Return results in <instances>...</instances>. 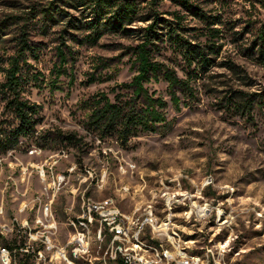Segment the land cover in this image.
Returning <instances> with one entry per match:
<instances>
[{
	"label": "rangeland",
	"instance_id": "obj_1",
	"mask_svg": "<svg viewBox=\"0 0 264 264\" xmlns=\"http://www.w3.org/2000/svg\"><path fill=\"white\" fill-rule=\"evenodd\" d=\"M51 1L0 0V21ZM193 1L207 15L219 16L220 22L207 26L169 0L159 10L180 12L189 28L221 31V54L208 74L213 78L198 82L195 101L182 98L188 106L181 105L179 111L168 107V130L137 135L124 146L115 136L100 139L85 127L91 111L84 103L99 93L113 101L112 88L131 81L136 70L130 47L138 43L136 36L105 35L94 46L69 41L73 60L68 59L58 74L56 48L62 25L45 35L39 26L29 28L38 58L27 57L28 70L39 73L42 80L26 86L23 95L40 107L42 122L33 137L0 154V264H4L3 248L9 252L10 264H123L121 258L131 256V262L134 256L140 258L133 256L135 245L151 252L143 258L155 262L157 256L160 264H167L166 251L177 250L202 258V264H264V66L245 51L264 30V0ZM144 26L137 23L132 28ZM17 35L15 26L1 35L4 67L16 54ZM155 60L186 77L184 65L169 50L160 49ZM228 60L237 66L236 72L223 65ZM3 79L0 73V83ZM146 87L169 101L166 83ZM230 91L261 97L250 115L241 117L222 108L221 99ZM3 105L0 101V121L13 122L10 114H3ZM67 137H74L78 145ZM30 166L35 168L23 172ZM36 167L44 170L45 177L39 179ZM62 174L65 183L54 187V177ZM168 197L179 203L167 206ZM90 201L118 206L121 213L139 221L151 219L154 213L158 218L154 239L160 243H150L146 224L139 243L130 238L115 243L122 253L110 259L111 242L108 245L102 236L97 239L98 221L86 229L80 226L84 204ZM47 221L55 225L52 232ZM167 232L172 240L162 235ZM78 233L84 239L86 258L72 256L69 237ZM49 237L53 251L43 243ZM60 248L63 254L56 253Z\"/></svg>",
	"mask_w": 264,
	"mask_h": 264
},
{
	"label": "trees",
	"instance_id": "obj_2",
	"mask_svg": "<svg viewBox=\"0 0 264 264\" xmlns=\"http://www.w3.org/2000/svg\"><path fill=\"white\" fill-rule=\"evenodd\" d=\"M163 1L52 0L45 6L31 7L22 15H10L0 21V38L9 26H15L18 31L16 54L10 58L7 67L0 65V73L4 76L0 83L3 114L8 113L13 119V122L0 121V154L14 150L21 139L33 137L37 132L36 127L42 122L40 107L23 95L26 86H37L42 80L39 73L28 70L26 62L29 56L33 60L38 58V50L29 39V28L37 26L45 35L62 25L56 48L60 65L58 74L62 73V65L68 59L73 60L74 52L67 45L69 41L94 46L105 35L136 36L138 43L130 47L135 75L130 82L112 88L111 92L115 93L113 101L107 94L99 93L84 103L85 108L91 111L85 127L100 139L115 136L123 146L137 135L168 130L171 127L166 117L168 107L179 111L181 105L188 106L182 98L195 101L198 82L213 78L208 74L221 54L222 46L218 40L222 35L221 31L210 27H187L184 23L186 17L180 12L159 10ZM169 1L207 26L220 22L219 16L207 15L193 0ZM137 23L145 26L133 29L132 26ZM162 48L179 58L184 65L185 78L178 77L173 67L155 60V55ZM245 51L248 57L264 66V30ZM254 54L256 57H253ZM223 65L232 72L237 70V66L229 60L224 61ZM152 82L167 84L168 102L149 92L146 86ZM227 93L221 99V104L225 106L222 108L241 117L250 115L257 98L261 97L240 91ZM71 144L78 145L76 140Z\"/></svg>",
	"mask_w": 264,
	"mask_h": 264
},
{
	"label": "built area",
	"instance_id": "obj_3",
	"mask_svg": "<svg viewBox=\"0 0 264 264\" xmlns=\"http://www.w3.org/2000/svg\"><path fill=\"white\" fill-rule=\"evenodd\" d=\"M26 168H33V166L23 168V172L25 171ZM36 170H38L39 179H41L40 167L39 168L36 167ZM62 177L64 178L65 174H62ZM175 203H179V202L172 201L171 207ZM89 213H90L89 221H91V223L93 220H102L101 235H102V239H108V245L110 244L111 241H114L115 239L123 238V226L115 225L116 216H124L125 218V215H122L118 212V206H117V213L102 214L101 211H99V205L89 204ZM44 217L48 218L51 221V216H46V214L44 213ZM50 221H47L49 224L46 225V227H50V232H52L53 230H55V225L54 223H51ZM157 221H158V218L154 213L151 216V219L147 221V232H149L148 238H150V243H160L159 238L154 239L155 223ZM40 224L44 225V222L42 221L40 222ZM162 235H168L170 240H172V233L170 234L169 232H167L166 234H162ZM142 236H147V234L142 235ZM69 240H70L71 246H74L73 256H80V257L86 258V254L84 253V250H83V241L81 239V234L78 233V237H69ZM43 243L45 244L46 250L53 251V243H52L51 237L44 238ZM119 249L121 248H118V252L114 254V257L119 258ZM1 253L4 254V259L8 261L5 248L1 249ZM56 253H63V249L62 248L57 249ZM144 254H151V252L142 250L141 247H139V245H135V254L133 255H141V259H142ZM37 255L41 257L44 256L42 253H37ZM167 257H169V264H173V258H180L181 260H185V261H196V259L191 258V257H183L181 254H179V250H177L175 253H167ZM121 259L123 261V264H139V262H131V256L126 257V258H121ZM68 261H69V258H68ZM156 264H160V263H157V257H156Z\"/></svg>",
	"mask_w": 264,
	"mask_h": 264
},
{
	"label": "bare ground",
	"instance_id": "obj_4",
	"mask_svg": "<svg viewBox=\"0 0 264 264\" xmlns=\"http://www.w3.org/2000/svg\"><path fill=\"white\" fill-rule=\"evenodd\" d=\"M41 177H45V172L44 170H41L40 172ZM65 183V177L63 178L62 175H56L53 179V186L60 188L63 184ZM171 197H168L166 200V205L169 206L168 204H171ZM185 200V199H183ZM106 203V201H105ZM108 203V201H107ZM89 204H93V205H99V211H101L102 214H113V213H117V209L115 208H110L108 207L106 204H100V203H92L87 202L86 204H84V208L82 211V216H81V221H80V226L83 228H87L88 225H91L93 223H91L90 220V213H89ZM109 204V203H108ZM116 207V206H115ZM48 209H45V213L47 214ZM118 212L122 215H125L123 213H121L119 210ZM146 213V212H145ZM203 213V212H202ZM151 214V212L149 211L148 215ZM149 217H144V219L142 221H139L138 218H134L133 216H129V215H125L124 216H116L115 217V225L117 226H123V238L120 239H115L114 241H111V245H110V259L115 260L116 257H114V254L118 252V248H121V245H117L115 246V243H121L126 241L128 238L132 239L134 242L139 243L138 241V237L140 232L143 230V227L147 224V221L149 220ZM98 221V228L96 231V235H97V239H101V229H102V220H97ZM95 222V221H94ZM96 223V222H95ZM95 225V224H94ZM135 229V231L133 232V234L131 235V237H129V232L131 233V230ZM144 233V231H142ZM84 241V239H83ZM179 244V243H178ZM177 244V245H178ZM126 245V244H125ZM176 245V246H177ZM115 247V248H114ZM84 248V247H83ZM114 248V249H113ZM176 249V248H175ZM114 250V251H113ZM143 250V249H142ZM85 251V250H84ZM176 251V250H175ZM174 251V252H175ZM186 252V251H185ZM85 253V252H84ZM106 253V252H105ZM119 253L121 254V249H119ZM132 253V252H131ZM167 253H170L168 251H166L163 255V259L165 260V262L167 264H169V257H167ZM59 254V253H58ZM63 254V253H62ZM163 254V253H162ZM179 254H181L183 257H191L196 259V261H185V260H181L180 258H173V263L175 264H202V258L197 257V256H188L186 253L180 252ZM191 255V254H190ZM6 256L8 257V261H6L4 259V254L1 253V260L3 261L4 264H10V255L9 252L6 250ZM73 256V255H72ZM134 256V255H133ZM63 257L65 258V256L63 255ZM62 257V258H63ZM80 257V256H79ZM104 257V256H103ZM126 257V256H125ZM157 257V256H156ZM66 259V258H65ZM159 260V259H158ZM157 260V263L161 262ZM111 262V260H110ZM114 262V261H113ZM116 262V261H115ZM133 262H139V264H156L155 262L146 260L145 258L141 259L137 258V257H133ZM164 262V261H163Z\"/></svg>",
	"mask_w": 264,
	"mask_h": 264
},
{
	"label": "crops",
	"instance_id": "obj_5",
	"mask_svg": "<svg viewBox=\"0 0 264 264\" xmlns=\"http://www.w3.org/2000/svg\"><path fill=\"white\" fill-rule=\"evenodd\" d=\"M97 248H99V247H97ZM99 251L101 250V249H98Z\"/></svg>",
	"mask_w": 264,
	"mask_h": 264
}]
</instances>
